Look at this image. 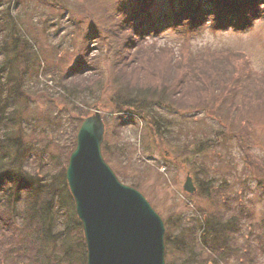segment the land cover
<instances>
[{
    "label": "trees",
    "instance_id": "trees-1",
    "mask_svg": "<svg viewBox=\"0 0 264 264\" xmlns=\"http://www.w3.org/2000/svg\"><path fill=\"white\" fill-rule=\"evenodd\" d=\"M12 1L23 8L25 0H0V264H87L66 169L78 128L97 106L106 111L102 150L122 182L144 194V165L154 167L148 137L165 158L159 166L183 165L196 180L185 208L163 217L166 264H258L264 216L253 195L264 194V157L252 151L247 109L256 91L243 89L237 66L216 48L145 41L172 28L190 43L213 21L247 29L256 20L248 15L264 19V0L120 4L109 14L113 30L95 23L85 33L101 46L84 41L70 65L76 47L30 35ZM196 194L209 209L193 202Z\"/></svg>",
    "mask_w": 264,
    "mask_h": 264
},
{
    "label": "rangeland",
    "instance_id": "rangeland-1",
    "mask_svg": "<svg viewBox=\"0 0 264 264\" xmlns=\"http://www.w3.org/2000/svg\"><path fill=\"white\" fill-rule=\"evenodd\" d=\"M133 1L135 0H25L24 5L20 3L23 8L17 7V2L14 1H12V5H14L15 9L20 8V15H22L24 23L28 26L30 35L39 37L42 42L53 43L55 41L57 43L60 42L61 45H67L70 49L76 47L74 52L66 54L67 65H70L75 61L79 50L85 48L84 41L90 44L91 48H96L98 45L101 46L100 42L97 45L94 43L95 40H87L85 33L90 25L99 23L101 27L107 28L108 31L109 29L113 30L117 20L109 14L115 13L120 4L130 5ZM239 1L242 4L246 0ZM47 2L52 3V5ZM36 6L42 7L43 11L38 12L35 8ZM169 7H172L170 1L157 0L156 4H153L152 9L159 10ZM248 16L247 22L251 19L256 20L247 29L238 27L235 24H230V27L213 21L207 23L200 33L195 34V38L190 43V40L185 41V39L176 35V31L172 28L163 29L156 37H150L145 42L148 44L156 42L159 46H176L180 48H186L188 44L198 45L199 48L211 46L213 49L216 48L214 50L220 57L223 59L227 57L229 63L235 67L237 66V75L238 78H242L240 85L243 86V89L247 91L248 88H251L257 94L262 92V96L254 93L251 95L252 97H248L247 109L250 112L249 116L254 127V132H251L254 137L252 151L260 157H264V102L260 101V97L264 101V19L259 15ZM31 17L34 20L32 23ZM55 28L58 30L55 31ZM177 30L180 31V29ZM107 42L110 41L107 40ZM93 51L95 54L96 49H93ZM50 52L52 51L50 50ZM100 110L104 117L106 111L101 108ZM94 112L95 108L91 110L90 114ZM152 139L154 140V138ZM145 141L150 145L148 159L151 166L154 167H152V170L146 168L145 163L143 169L146 170L147 178L142 184V191L163 217L168 216L171 210L178 212L177 210L180 208H185V201L189 192L184 190L183 186L187 180V175L190 173L185 170L183 165L178 168L169 167L170 170L159 166L158 163L163 162L165 159L163 153L154 146L153 141L149 137ZM234 145L230 149L238 156L241 153L243 154L239 144L236 143ZM137 154L140 155L139 152ZM170 155L171 152L169 153ZM240 158L241 164L243 156H240ZM191 177L194 185L197 186L196 180L192 175ZM255 194L253 197L257 208V217L263 218L264 194L261 197ZM192 200L197 206L201 205L205 209L210 208L209 202L199 196V194L194 195ZM258 261H260L258 264H264V257Z\"/></svg>",
    "mask_w": 264,
    "mask_h": 264
},
{
    "label": "water",
    "instance_id": "water-1",
    "mask_svg": "<svg viewBox=\"0 0 264 264\" xmlns=\"http://www.w3.org/2000/svg\"><path fill=\"white\" fill-rule=\"evenodd\" d=\"M78 128L66 177L84 227L87 264H166V223L136 187L122 182L102 150L100 108ZM184 190L195 192L190 174Z\"/></svg>",
    "mask_w": 264,
    "mask_h": 264
}]
</instances>
